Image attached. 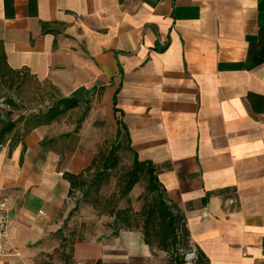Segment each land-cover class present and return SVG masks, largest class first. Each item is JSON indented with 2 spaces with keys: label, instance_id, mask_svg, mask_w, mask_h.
I'll return each mask as SVG.
<instances>
[{
  "label": "crops",
  "instance_id": "1",
  "mask_svg": "<svg viewBox=\"0 0 264 264\" xmlns=\"http://www.w3.org/2000/svg\"><path fill=\"white\" fill-rule=\"evenodd\" d=\"M0 48L8 72L78 100L32 128L11 118L0 199L16 229L0 264H168L142 225L70 226L65 174L120 138L201 264H264V0H0Z\"/></svg>",
  "mask_w": 264,
  "mask_h": 264
},
{
  "label": "rangeland",
  "instance_id": "2",
  "mask_svg": "<svg viewBox=\"0 0 264 264\" xmlns=\"http://www.w3.org/2000/svg\"><path fill=\"white\" fill-rule=\"evenodd\" d=\"M0 96L12 97L19 104L11 118H27L30 114L45 110L55 102L52 91L44 84L37 82L23 74L16 75L8 72L0 64ZM117 141L116 150L118 161L116 168L109 169L107 175H101L96 180V173L101 172L102 160L109 151V145H103L93 167L85 172V184L75 189L71 196V204L76 206L70 226L76 228L87 227L90 230H109L113 219L112 211H119V219L128 228L142 225L150 205L157 202L154 191L147 187L148 178L145 172H138V181L127 194H122L124 181L133 167V155L126 146V141ZM69 226V227H70ZM143 230V229H142ZM66 232V234H68ZM148 238H154L150 233ZM154 240V239H153ZM166 251V250H165ZM167 253V251H166ZM169 260V258H168Z\"/></svg>",
  "mask_w": 264,
  "mask_h": 264
},
{
  "label": "trees",
  "instance_id": "3",
  "mask_svg": "<svg viewBox=\"0 0 264 264\" xmlns=\"http://www.w3.org/2000/svg\"><path fill=\"white\" fill-rule=\"evenodd\" d=\"M262 60H264V58L259 59L258 62ZM0 64L3 68L6 67L5 56L2 48H0ZM0 98H3V103L8 106V109L3 111V117H0V144H3L6 135L9 134L16 125V123L11 119V116L14 110L18 109L19 104L10 96H0ZM77 103L78 100L74 98L59 99L46 111L40 112L39 114H30L27 118H25L24 124L27 128H32L40 124L50 123L66 113L68 110L75 107ZM20 119L22 120L23 118ZM118 147V144L113 145L109 153L104 158L101 172L97 171L95 175L97 181H100L101 175H107L109 169L116 168L118 161L116 150ZM128 150L133 154V167L126 176L122 194H127L133 185L138 181V172H145L148 178L147 188L150 191H154L158 199L155 205H150V208L145 216V220L143 221L144 235L147 238L150 236L151 232L154 233L155 240L167 252H175L178 243L184 247L188 246L181 217L174 214L171 206L164 201L152 166L149 163L137 160L135 153L130 147H128ZM65 177L70 182V194L74 189L80 188L86 182L83 172L77 175L66 173ZM112 214L114 216V221L119 219V211L117 209H113ZM176 230H179L181 233V242L177 239ZM170 256L168 264L181 263L182 257L180 255L172 253ZM198 257L201 262L202 259L199 253Z\"/></svg>",
  "mask_w": 264,
  "mask_h": 264
},
{
  "label": "built area",
  "instance_id": "4",
  "mask_svg": "<svg viewBox=\"0 0 264 264\" xmlns=\"http://www.w3.org/2000/svg\"><path fill=\"white\" fill-rule=\"evenodd\" d=\"M8 109V106L3 103V98H0V117H3V111ZM1 145V144H0ZM16 229V226L11 222L8 209H7V199L2 197L0 199V257H3L10 253L12 247L11 233ZM177 239L181 242V233L176 230ZM167 252L166 256L170 259V255L178 254L182 257V261L179 264H201L198 257V252L189 247L181 246L177 244L175 252ZM177 264V263H174Z\"/></svg>",
  "mask_w": 264,
  "mask_h": 264
}]
</instances>
